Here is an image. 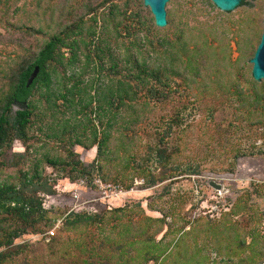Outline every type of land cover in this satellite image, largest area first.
<instances>
[{
    "label": "rangeland",
    "instance_id": "rangeland-1",
    "mask_svg": "<svg viewBox=\"0 0 264 264\" xmlns=\"http://www.w3.org/2000/svg\"><path fill=\"white\" fill-rule=\"evenodd\" d=\"M263 6L264 0H241L221 11L210 0H167L166 23L157 27L142 0H6L0 11L1 70L13 68L15 60H30L49 35L64 27L73 30L71 39L87 41L93 33L103 57L99 73L90 69L96 65L92 51L90 66H84L78 42L75 61L54 65L48 89L33 95L28 140L13 139L1 151L0 182L21 184V174H32L39 161L37 179L24 192L36 190L46 210L43 219L0 247L9 253L1 264H215L243 247L238 238L264 239V111L252 103L241 105L235 95L264 88V80L252 79L247 61L264 25ZM178 30L176 46L165 47L160 38ZM130 61L145 69L171 66L177 73H168L173 88L143 86L134 112L111 109L117 122L109 131L110 153L95 159V146L72 142L84 139L81 130L88 123L57 93L72 84L70 75L94 81L100 89L119 73L130 78L137 73ZM135 114L138 120L131 124ZM64 125L69 130L61 132ZM157 149L169 154L168 161L157 163ZM43 155L101 167L78 176L67 165H48ZM117 171L122 178L102 181L99 176ZM209 180L220 188L209 186ZM83 212L95 215L92 222L64 224L66 217ZM147 237L158 240L157 250L166 246L161 257L142 258ZM125 239L135 241L128 245ZM255 247L264 264V242Z\"/></svg>",
    "mask_w": 264,
    "mask_h": 264
},
{
    "label": "trees",
    "instance_id": "trees-1",
    "mask_svg": "<svg viewBox=\"0 0 264 264\" xmlns=\"http://www.w3.org/2000/svg\"><path fill=\"white\" fill-rule=\"evenodd\" d=\"M5 9L6 0H0V11L3 13ZM1 22L2 19L0 17V23ZM72 31L71 28L64 27L59 32L49 35L30 60H15V66L13 68H7L6 70L0 69V79L2 80L0 83V155L1 151H4V148L9 146L13 139H18L21 142L28 140L27 130L31 121V100L33 95L39 89H44L45 91L48 89L50 70H52L54 65H71L75 61V50L78 42L82 44L84 48V66H90L91 58L93 57L92 62H95L96 65H91L90 69L95 70L94 68L97 67L96 73H99L103 57L100 40H97L96 37H92L93 33H91L92 36L87 41L83 39H71L70 36ZM179 34L180 30L174 32L171 37L166 35L162 36L160 41L165 47L172 49L179 41ZM93 38H95V41ZM91 51L93 52L92 57L90 56ZM173 56L177 58L176 55L173 54ZM130 63L132 67H137V73L131 74L130 78L128 73L124 75L119 73L114 83L112 82L110 85L103 86V88L100 89L97 85L93 86L95 83L94 81L83 82L80 81L79 77L73 80V75H70L67 79H71L72 84L69 87H61V90L57 93V99H61V103H74V105L77 106L76 112L81 113L85 122L88 123L87 128L86 125H84L81 130V138L84 139L82 140L75 137L72 142L84 148L95 146V159L105 160L108 153H110L107 148L110 139L109 131L112 128V124L117 122L114 119L111 109L115 111L132 109L134 112V100L137 92L140 91L143 86L147 87L148 91L155 90L157 86L165 88L166 92L171 91L173 88L167 81L168 78H170L168 73L177 74L175 71H172L171 66L167 69H145L140 65H135L133 61H130ZM34 66L38 68L37 74L31 83L25 87L26 77ZM111 67L116 68V65L113 64ZM178 76L182 77L183 75L179 73ZM148 78L154 79V83L148 84ZM89 90H92L91 95L89 94ZM245 94L246 93L239 91L235 92L241 105L243 102L252 103L257 110L264 111V88H260L257 92L252 91L251 94L246 95V97ZM84 95H87L86 101L83 99ZM45 96H48V94L45 93ZM250 98H252V101ZM16 102H25V107L23 109L18 107L12 111L11 105ZM52 104L55 105V101H53ZM90 113L93 116L91 118L88 117ZM93 120H95L96 123H93ZM137 120L138 114H135L130 122L134 124ZM125 122L128 123L127 120ZM66 128L65 125L61 127V132L69 130H66ZM85 139L86 141H84ZM158 150L159 149L156 150L157 163L168 161L169 154H161L160 151L158 153ZM240 154L244 155L243 153ZM66 155L70 158L72 153L66 150ZM42 158L45 163L53 167L62 169L67 165L75 171L78 176H83V174L89 176L92 171L97 172L101 167L97 165L96 167L92 166L86 168V166L77 159L64 161L59 157H49L48 155H43ZM38 162L37 160L34 161L32 174L29 175L26 171L21 174V184L16 185V183L13 182H0V247L5 248L9 246L12 240L23 232L26 225L44 218L46 210L41 208L40 199L35 195L36 190L24 192L25 187L30 183L32 184L34 182L33 179H37L35 178V172L37 171L36 166ZM232 166L233 165H230L229 168H232ZM126 167L127 162L123 165V169ZM137 172L143 171L142 169H138ZM99 176L102 181L122 178V175L118 171L113 174H102ZM152 182L153 179L150 178L149 183ZM233 203L234 201L231 203L230 208ZM230 208L225 211L226 215H229ZM94 218V214L83 212L80 214H73L72 218L66 217L64 224L68 227H74L78 224L90 223ZM206 230L208 232L209 227H207ZM146 239L144 250L140 253L141 256H143L142 258H145L144 255H146L148 259H153L159 256L161 257L166 252V246H162L157 250L156 243L158 240L154 241V239L150 237ZM125 240V244L128 245H131L135 241L134 239ZM238 240L242 243L243 247L240 248L237 253L233 252L230 254L229 259L225 261L220 259V261L215 264H234L238 261L242 262V264H261L260 257L262 252L255 250V244H262L264 239L258 240L255 234H251L248 241L242 238H238ZM121 246L122 244L120 243L116 245V248L119 249ZM245 251H247V254L241 255ZM8 256V252L0 251V264L7 261ZM232 258L235 259V262L232 261Z\"/></svg>",
    "mask_w": 264,
    "mask_h": 264
},
{
    "label": "water",
    "instance_id": "water-1",
    "mask_svg": "<svg viewBox=\"0 0 264 264\" xmlns=\"http://www.w3.org/2000/svg\"><path fill=\"white\" fill-rule=\"evenodd\" d=\"M166 1L167 0H142L143 5L148 7L153 18V23L157 27H162L166 23L164 10V4ZM239 1L240 0H210V2L221 11L232 10L236 5H238ZM262 14L264 18V6L262 8ZM247 61L251 63L250 75L252 79L256 81L260 79L264 80V25L261 30L258 43L256 44L255 49L252 53V56ZM37 70V66H34L32 68V70L26 77V81L24 84L25 87H27L31 83L33 78L36 76ZM15 104L18 105L20 109H23L25 107V102H16ZM208 185L215 189L220 188V184L215 183L212 180L208 181Z\"/></svg>",
    "mask_w": 264,
    "mask_h": 264
},
{
    "label": "built area",
    "instance_id": "built-area-1",
    "mask_svg": "<svg viewBox=\"0 0 264 264\" xmlns=\"http://www.w3.org/2000/svg\"><path fill=\"white\" fill-rule=\"evenodd\" d=\"M262 181L264 182V161L262 163Z\"/></svg>",
    "mask_w": 264,
    "mask_h": 264
}]
</instances>
